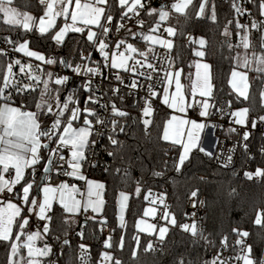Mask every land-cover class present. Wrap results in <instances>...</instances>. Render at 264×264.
<instances>
[{
  "label": "snow or ice",
  "instance_id": "6c2138e0",
  "mask_svg": "<svg viewBox=\"0 0 264 264\" xmlns=\"http://www.w3.org/2000/svg\"><path fill=\"white\" fill-rule=\"evenodd\" d=\"M38 2L43 6L42 15L33 16L14 7V0H0V17L4 24L22 29L15 39L12 36L4 38L6 44L13 46L12 52L0 49V55L9 57L23 53L24 57L40 62L12 59L0 76V246L6 252V264H60L65 256L64 249L71 248L68 233L74 225H79L76 235L81 241L89 227L96 229L98 226L103 232L107 226L103 216L106 184L89 179L83 169L85 165L97 167L103 163L104 172L115 180L123 182L130 177V153L138 150L139 141L134 136L137 121L120 106L124 90L133 97L132 106L139 108L141 115L137 119L145 138H150L156 126L157 109L153 98L171 110L161 120L162 134L158 139L171 147L160 158L162 170L153 172L157 177L169 168L181 172L192 165L197 154H203L208 162L218 164L223 170L232 169L236 174L234 156L237 153L255 160L251 146L257 132L261 142L258 151L264 156V114H261L264 112V21L253 18L249 24L240 23V16L253 17L244 7V0L239 4L233 0L236 18L229 20L221 31L225 38L231 37L229 25L234 23L235 35L239 37L235 47L244 50L231 57L235 67L231 69L228 82L235 98L223 105L214 97L210 63L196 62V79L189 96L181 84L183 69L175 66L171 55L175 38L181 37L190 46H197L193 49L195 57L206 58L210 42L204 35H194L192 26L204 21L218 22L215 0H162L158 7L153 6L151 0H117L118 16L107 10L109 0ZM257 10L259 16L264 17V0H257ZM145 17L153 21L147 31L144 30ZM172 19L176 20L175 25L169 23ZM128 22L139 28L133 31L127 27ZM93 26L97 30H93ZM122 29L124 36L119 35ZM252 30L259 34V52L253 49ZM37 33V38L48 42L52 52L32 49L31 37ZM70 33L80 34L79 40L69 37ZM128 36L139 39L136 43L129 42ZM68 40H76L79 47L73 48ZM140 40L145 42L144 49L137 46ZM225 44L229 50L234 47L228 39ZM156 45L165 50L164 55L156 50ZM57 46L67 48L69 55L60 56ZM93 52H98L102 60H94ZM16 67L18 72L14 71ZM57 68L61 71L57 72ZM105 68L109 72L116 71L109 76ZM63 69H71V74H65ZM250 72L257 74L253 78L255 83L250 80ZM157 83L162 92L156 90ZM173 83L174 91L171 90ZM140 90L146 94L141 96ZM236 100L248 106L233 108ZM253 105H258L261 112L255 111ZM189 112H196L198 118H191ZM214 116L227 123V131L223 141L215 137L208 143L209 136L225 128V124L213 120ZM101 140L106 141L103 150L111 162L97 158L96 149ZM129 140L135 144H129ZM229 141L231 147L226 146ZM52 168L60 175L84 181L86 194L77 184L67 181L53 184L50 176L43 184L36 180L38 171L47 174ZM243 175L248 181L255 179L264 183V167L244 171ZM140 184L137 180L136 195L141 193ZM198 191L190 194L195 198L192 200L194 211L183 213L187 221H178L175 212L169 210L166 194L160 193L153 198L151 189L147 190L144 199L152 206L144 209L143 215L155 219L157 205H163L159 220L164 223H146L143 219L137 222L139 232L147 234L143 251L169 254L170 233L179 231L193 244L203 241L206 246L218 248L212 259L202 264H264V197L247 198L241 194L243 189L238 192L230 185L226 190L229 199L239 197L232 211L249 209L253 213L252 223L261 229L256 233L255 242H249L252 233L244 229L240 221L232 223L229 218V228L220 229L223 209L198 217V204L205 203L199 200ZM118 195L119 228L124 229L131 194L119 191ZM249 211L244 212V218H248ZM81 215L82 222L77 219ZM114 231L115 228L111 229L105 237L97 264H123L114 252L125 249L124 236L114 244L111 235ZM58 233H62L64 239L61 248L56 250L55 243L61 239ZM132 239L131 257L136 259L141 240L139 235ZM78 247L82 264H87L91 259L89 246L81 242ZM224 252L233 255L223 257ZM171 255V264H185L183 255L175 251V244ZM188 264L194 262L188 260Z\"/></svg>",
  "mask_w": 264,
  "mask_h": 264
},
{
  "label": "trees",
  "instance_id": "16d2710c",
  "mask_svg": "<svg viewBox=\"0 0 264 264\" xmlns=\"http://www.w3.org/2000/svg\"><path fill=\"white\" fill-rule=\"evenodd\" d=\"M215 3L218 22L212 24L210 21H204L193 25L192 28L194 29V35H204L210 42L206 59L212 65V77L215 85L214 97L216 101L220 102L221 98L224 96L229 97L230 100H234L235 98V93L231 90L228 82L231 69L235 67V61L231 59V57L235 56L237 52L241 53L242 50L240 51L239 48L235 47L238 39L235 35L236 29L234 23L233 25H229L230 31L233 33L231 37L225 38L221 35V31L224 26L228 24V21H234L236 18V13L232 8L233 1L219 2L215 0ZM13 6L20 12H27L33 16H40L43 12V6L39 4L38 0H14ZM117 8V0H109L107 10L118 16L119 13L117 12ZM252 8L258 14L257 0H252ZM60 19L58 23H60ZM239 21L241 24H245L240 17ZM152 23L153 21L150 20L149 25ZM169 23L175 25L176 20L172 19ZM21 31L22 29L20 28L4 24L2 17H0L1 37L12 36V38L15 39L16 34ZM38 35L39 34L37 33L35 36L31 37L30 46L32 49L46 53L52 52V49L48 47V42L38 39ZM258 35L259 34L256 33L255 30H252L253 49L257 52L260 51ZM73 36L76 37V40H79L80 34H69V37ZM67 39L68 38H66V40ZM226 39L230 40L234 45L231 50H229L225 44ZM76 40H68L73 48L79 47ZM52 43H54V41ZM80 43H82V41ZM174 44L172 58L175 61V66L183 69L182 78L185 80L187 76H191L194 68V60L196 57L193 54V49L195 46H190L186 43L185 39L181 37L175 38ZM222 45L223 47H221ZM139 46L142 49L145 48V44H139ZM253 49H250L249 51H252ZM56 51L60 56L69 55L68 49L63 46H57ZM84 54L87 55L88 52L85 51ZM92 57L94 60H102V57L99 56L98 52H93ZM10 60V58L0 55V76L4 74L5 66ZM256 75L255 72H250V80H253ZM253 83H255L254 80ZM233 106L240 107L248 105H241L240 102L236 100L233 103ZM253 107L255 108V111L261 112L258 105H253ZM127 111H129L132 118L137 121L134 136L139 141V144L137 145L138 150L130 153L132 156V170L130 177L123 182L115 180L111 174L104 172V167L100 166L92 169L91 174V176L99 178L106 184V189L104 191V199L106 203L103 209V216L107 219V226L109 229H116V231L111 232L113 243L115 244L121 235L124 236L125 249L123 251H115L114 255H117L122 260L123 264H171V253L173 251V244H175V251L183 255L185 264H188V260H192L194 264H202L203 261L212 259L210 248L215 249V247L206 246L203 241H200L198 244H193L187 236L181 235L179 231L170 233L169 239L171 242L167 249L169 254L161 255L159 253L144 252L143 246L147 234H142L140 237L141 249L138 252V256L136 259L131 257V249L134 245L132 238L137 236L135 221L143 213L145 204L147 203L144 196H146L147 190L151 188L166 189V193L172 201L170 211L175 212L178 221L185 220L183 213L186 203L191 197V192L199 190L198 198L204 199L206 208V213L203 217L211 215L218 209H223L224 211L220 212V216L223 219L220 229L226 231L229 228V218L232 223L240 221L242 227L252 233L249 242H255L256 233L260 232L261 229L259 226L252 223L251 217L253 216V213L247 208H245L244 211H241L240 208H236L235 211H232V208L237 205L239 197L236 199H229L226 195V190L230 185L231 187L236 188L238 192L243 189L241 194L247 198H262L264 197V183H260L257 180L248 181L246 177L239 175L238 168H234L236 174H233L232 169L223 170L218 164L208 162L206 158L203 157V154H197L192 165L183 169L179 173L169 168V170L160 177L153 175L154 171L162 170L160 166V158L162 153L168 151L171 147V145L158 139L162 134L161 120L164 118L165 113L170 112V110L164 105L157 108L156 126L151 130L150 138H145L141 132L139 120L137 119L141 115L140 111L133 108H127ZM261 114H264V112H261ZM121 139H123V137H121ZM128 143L135 144L132 140H129ZM255 143L253 149L255 160L243 158L246 163H250L252 169H255L256 167H264V156H261L258 151L261 143L259 134H256ZM169 154L175 155V152H170ZM109 159L111 162L110 157ZM86 167L87 165H85L84 170ZM201 177H203V180ZM137 180L141 181V193L139 195L135 194ZM119 191H125L131 194L130 200L128 201V208L125 211L126 227L124 229L119 228ZM55 207L58 213L57 222H59L60 207L58 204ZM245 211H249L248 218H244ZM76 227L77 226L74 225L73 230H71L68 235L72 234ZM58 234L61 235V239L64 238L62 233ZM81 242L87 244L92 252L93 257L91 264H97L98 254L103 250L102 236L98 226L96 229L89 227L83 241H81L79 236L74 238L71 243V248L64 249L65 256L61 260L62 264L78 263V245ZM0 264H6V252L2 246H0Z\"/></svg>",
  "mask_w": 264,
  "mask_h": 264
},
{
  "label": "built area",
  "instance_id": "2783aa9c",
  "mask_svg": "<svg viewBox=\"0 0 264 264\" xmlns=\"http://www.w3.org/2000/svg\"><path fill=\"white\" fill-rule=\"evenodd\" d=\"M217 1H219V2H228V1H230V0H217ZM232 1H233V0H232ZM161 2H162V0H151V3L153 4V6H157V7L160 5ZM235 2H236L237 4H239V3H241V0H235ZM244 7H246L249 11H251V12L253 13V17L240 16V18L242 19L243 23H245V24H249L250 20L253 19V18H255V19H257V20H262V21H264V17H260L259 14H257V13L253 10V8H252V2H248V0H244ZM129 15H131V14H129ZM141 15H143V13H142ZM150 20H152V19H151V18H148V17H145V24H144V30H145V31H147L148 28H149L150 26H152V24H153V23H152L151 25H149ZM116 22H117V21H114V23H116ZM127 27H128V28H131L133 31H136L137 28H139V25H135L133 22H128V23H127ZM161 31H162V29H161ZM119 35L124 36V35H125V31L122 29L121 32L119 33ZM165 35H166V34H165ZM4 38H5V37H1V36H0V49H7V50L11 53V52H12V47H13V46H12V45H8V44H6ZM127 39H128L129 42L136 43V39H139V38H135V39H134L133 37L128 36ZM139 44H145V42H144L143 40H140V41H139V43L137 44V46H138L139 48H141V47L139 46ZM141 49H142V48H141ZM156 50H157L161 55H164V54H165V50L162 49L160 46L156 47ZM171 55H172V53H171ZM8 58H10L11 60H12V59H15V58H19V59H22L23 62H27V61H29V60H32L34 63H40V62H38V61H34L33 58H27V57H24V55H23L22 53H15L14 55L9 56ZM165 67H166V65H165ZM56 71H57V72H60L61 69H60V68H57ZM104 71H105L106 73H108L109 76H112L113 72H115L116 70H112V72H109V70H108L107 68H105ZM63 72H64L65 74H71V69H63ZM121 72H122V70H121ZM153 75L155 76V74H153ZM160 75H163V73L161 72ZM140 80H141V82H143V78H142V77L140 78ZM154 82H155V81H154ZM113 83H115L114 80H113ZM69 87H72V85L70 84ZM161 89H162V88H161V85L157 83V84H156V90L160 92ZM145 94H146V93H145L143 90H140V95H141V96H143V95H145ZM123 95H124V100L120 102V106H121V107H125L126 109H127V108L137 109V110L139 111V108H138V107H134V106H132V100H133V97L128 93L127 90H124ZM138 98H139V97H137V99H138ZM228 100H230L229 97L224 96V97L221 98V100H220L219 103H220L221 105H223V103H224L225 101H228ZM153 102H154V107H155L156 109L159 108V107H161V106L163 105L159 100H156L155 98H153ZM233 108H235V107L233 106ZM188 115H189L191 118H198L196 112H189ZM213 120H214V121H219L220 123L225 124V128H224V131H223V132H221L219 129L215 131L216 134H217V137H220L221 140L223 141V139H224V134H226V131H227V123H226L224 120H220L219 116H214V117H213ZM256 134H259V133L257 132ZM256 134H255V136H256ZM233 139H235V137H233ZM105 143H106V141L101 140L100 144L97 146V149H96V150H97V153H98V157H97V158H98L99 160H101V161L107 160V161L110 162L109 157H107L106 152L103 150V145H104ZM255 144H256V143H255V140H254L253 143H252V146H251V154H252V155H253V153H254V152H253V149H254V147H255ZM226 146H227V147H231V142H230V141H229V142H226ZM65 155L67 156V153H65ZM243 158H244V157L241 156V155H239V153H237V155L234 156V161H235V166H234V168H238L239 175H242V176H244V175H243V172H244V171H253V170H254V169L251 168L250 163H246V162L244 161ZM100 167H104L103 163L100 164ZM94 168H95V167H92V166H88V165H87L86 169L83 171V174L86 175V176L89 178V177L91 176V174H92V169H94ZM49 176H50V178H51V182H52L53 184H59L61 181H63V180L66 179V178H68V180H70L71 182H74V181H75L74 178H71V177H67V176H63V175L58 174V173L56 172L55 168H52V169L50 170V172L47 173V174H45L42 170H41V171H38V172H37V176H36V180H42V181L45 182L46 179H47V177H49ZM254 180H255V179H254ZM78 185L81 187L82 192L85 193V188H86V184H85V182H84V181H78ZM151 191H152V193H153V198H154L155 196H157L158 194H160V193H165V194H166V203H167L168 205H170V209H169V210H171L172 201H171L170 197L167 195V193H166V189H165V188H164V189H155V188H151ZM147 194H148V193H147ZM193 199H195V198H191V197H190V198L188 199V201H187V203H186V206H185V209H184V212L191 213L192 211H194V209H193V207H192V200H193ZM199 200H203V201H204L203 198H199ZM157 207H158V209H159V215H160V210H162L163 205H157ZM198 208H199L198 217H203L204 214L206 213L205 203H204L203 206H200V205L198 204ZM159 215H158L157 220H158L159 222H161V221L159 220ZM79 220L82 222V220H83V216H82V215L80 216ZM185 221H187V218H186V217H185ZM78 231H79V225L76 227V229L73 231L72 234L68 235V239L71 241V243H72V241L74 240V238L77 236V235H76V232H78ZM109 232H110L109 227H108V226L104 227V230H103V232L101 233V236H102V244H103V241H104L105 237L109 234ZM63 239H64V238H62L61 241H58V242L55 243V249H56V250H59V249L61 248V246H62V245H61V242L63 241ZM39 244H40V242H39ZM210 250H211V258H212V257L214 256V254L216 253V251L218 250V248H215V249L210 248ZM89 251H90V257H91V259H90L89 261H87V264H91L92 257H93L90 248H89ZM85 255H88V254L86 253ZM230 255H233V253H231V252H224V253H223V257H228V256H230ZM60 264H62L61 261H60ZM77 264H82L80 249H79V252H78V263H77Z\"/></svg>",
  "mask_w": 264,
  "mask_h": 264
},
{
  "label": "rangeland",
  "instance_id": "374dc122",
  "mask_svg": "<svg viewBox=\"0 0 264 264\" xmlns=\"http://www.w3.org/2000/svg\"><path fill=\"white\" fill-rule=\"evenodd\" d=\"M237 39L239 40V37H237ZM238 43V41H237ZM159 45H156L155 47H158ZM197 47V46H195ZM35 50V49H33ZM239 50L241 51V53H243V49L242 47L239 48ZM23 54V53H22ZM15 59H18V58H15ZM34 59V58H33ZM199 61V62H208L210 63L206 58L202 59V58H198L196 57L195 60H194V68L192 70V73H191V76H187L185 78V80H183L182 78V74H181V84L183 85V90L185 92L186 95H189L190 96V88H191V85L195 82V79H196V62ZM10 62V61H9ZM23 62V61H22ZM14 71L18 72V67L14 68ZM230 80V79H229ZM174 88H175V84L173 83V86H172V91H174ZM230 88H231V85H230ZM232 90V89H231ZM233 91V90H232ZM197 99H200L199 96H197ZM82 106V105H81ZM170 110V109H169ZM171 111V110H170ZM162 131V130H161ZM89 179L91 180H96V181H100L102 182V180H100L99 178L97 177H94V176H90ZM147 195V194H146ZM79 198V197H78ZM119 199V197H118ZM147 203L145 204V207L144 209H146L147 207H151L152 205L149 203L148 200H146ZM103 209H104V206H103ZM144 211V210H143ZM91 214V213H90ZM158 215H159V209H158V213H157V217L155 219H153L152 217L150 216H144L143 213L142 215H140L136 221H135V229L137 231V235H139L141 237L142 234H146V233H140L138 228L136 227V224L137 222L140 220V219H143L146 223H157V218H158ZM79 219V218H77ZM118 220H119V205H118ZM160 224L164 223L163 221L159 222ZM75 226H78V224H76Z\"/></svg>",
  "mask_w": 264,
  "mask_h": 264
},
{
  "label": "crops",
  "instance_id": "0c3cea01",
  "mask_svg": "<svg viewBox=\"0 0 264 264\" xmlns=\"http://www.w3.org/2000/svg\"><path fill=\"white\" fill-rule=\"evenodd\" d=\"M58 22H59V19H58ZM93 30H97L96 28H95V26H93ZM160 92H162V89H161V91ZM215 137H217V134H216V132L214 133V135L213 136H209L208 137V143H211V142H213L214 140H215ZM83 171H84V169H83ZM7 178V177H6ZM71 178H73V177H71ZM74 182H71L70 180H68V178H66V179H64L63 181H67L68 183H70V184H77L78 185V180H76L75 178H74ZM39 183H41V184H43L44 183V181H42V180H37ZM79 186V185H78ZM80 187V186H79ZM80 189H81V187H80ZM81 191H82V189H81ZM85 194H86V188H85ZM78 218H80V217H78ZM38 244H39V242H38ZM40 246H42V244L40 245ZM25 254H26V252H25Z\"/></svg>",
  "mask_w": 264,
  "mask_h": 264
}]
</instances>
